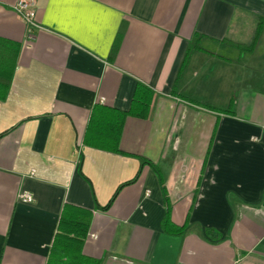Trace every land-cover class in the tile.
<instances>
[{"label":"crops","instance_id":"crops-1","mask_svg":"<svg viewBox=\"0 0 264 264\" xmlns=\"http://www.w3.org/2000/svg\"><path fill=\"white\" fill-rule=\"evenodd\" d=\"M18 2L0 0V70L13 72L0 264H48L66 206L92 212L83 251L100 264H264V0H35L34 24ZM195 33L203 50L176 81ZM138 82L156 92L151 111L126 118L115 151L102 122ZM187 98L234 99L235 115ZM166 195L183 232L162 226Z\"/></svg>","mask_w":264,"mask_h":264},{"label":"trees","instance_id":"trees-1","mask_svg":"<svg viewBox=\"0 0 264 264\" xmlns=\"http://www.w3.org/2000/svg\"><path fill=\"white\" fill-rule=\"evenodd\" d=\"M262 30H263V25L260 24L251 44L249 46H243L242 47L243 50L253 51L255 49V47L257 46L260 40ZM202 38H203L202 34L195 33L194 37L189 42L176 81H178L179 78L181 77L192 53L194 51L203 50L201 46ZM4 67L5 66L2 63L0 70L1 99L5 98L6 95L8 94V91L10 89L11 78L13 74V72L11 71L4 70ZM173 92L178 93L177 84L174 85ZM155 95L156 92L152 88H150L148 85L142 82H138L134 93L131 108L128 111L111 110V113H109L108 118H106L105 122H102L103 125H107V128L108 127L110 128L111 131L110 135L112 134L111 137H113L112 141L114 143L115 151H121L119 148V140L123 131L126 118L130 115L147 118L150 114L151 106ZM187 100L195 107H206L218 113L235 115L234 99L230 101V103L226 108H218L210 104H203L195 100H192L190 98H187ZM97 109H99V106H96L95 110ZM115 118H117L118 121H115L116 120ZM94 122L95 119H93V115H92V119L88 131L91 130V127L94 124ZM140 160L142 166L150 165L156 169L163 184V177L161 175V171L156 166V164H154L151 160L145 157H140ZM135 180L136 179L130 180L127 183H131ZM123 185H125V183L122 184L121 186ZM163 186L165 187L164 184ZM165 199L167 204V211L162 223L163 228L166 231H172L175 233L183 232L186 229L187 224H185L182 227H178L172 223L171 205L167 195ZM110 204L111 202L108 203L106 206H103L102 208L107 209L110 206ZM91 218H92V212L89 210H84L74 206H70V207L66 206V209L63 212V216L59 224L58 232L56 234V237L54 239L51 248L48 264H100L101 263L99 259L91 258L85 255L83 251ZM206 233L215 239L221 238V234L215 229H207Z\"/></svg>","mask_w":264,"mask_h":264},{"label":"built area","instance_id":"built-area-1","mask_svg":"<svg viewBox=\"0 0 264 264\" xmlns=\"http://www.w3.org/2000/svg\"><path fill=\"white\" fill-rule=\"evenodd\" d=\"M14 9L28 24L35 23V0H19V2L14 6ZM19 198L24 202L34 201V196L29 192H22L19 195Z\"/></svg>","mask_w":264,"mask_h":264},{"label":"rangeland","instance_id":"rangeland-1","mask_svg":"<svg viewBox=\"0 0 264 264\" xmlns=\"http://www.w3.org/2000/svg\"><path fill=\"white\" fill-rule=\"evenodd\" d=\"M222 106L224 105V104H221Z\"/></svg>","mask_w":264,"mask_h":264}]
</instances>
